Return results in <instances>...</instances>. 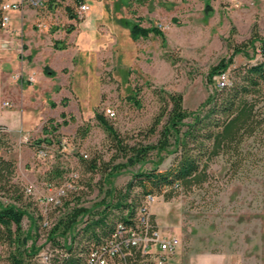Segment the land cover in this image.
<instances>
[{
  "label": "rangeland",
  "instance_id": "374dc122",
  "mask_svg": "<svg viewBox=\"0 0 264 264\" xmlns=\"http://www.w3.org/2000/svg\"><path fill=\"white\" fill-rule=\"evenodd\" d=\"M84 2L90 5L93 23H96L95 27L85 25L81 29L83 38L76 59L79 71L76 85L81 98L72 92L63 96L70 91L69 79L65 83L67 90H63L61 96L52 95L65 99L56 104L59 106L56 111L65 112L66 121L56 130V135L67 137L75 146L68 148L67 158L55 153L40 161L32 145L16 141L6 132L7 147H0L1 155L15 161L11 183L21 190L32 186V193L22 192V202H18L26 210L21 229L28 235L37 233L30 216H34L36 196L43 190L46 172L53 165L58 164L66 173L78 172L79 188L83 187V192L79 199L75 196L72 200L78 201L77 206L95 212L103 207L112 189L125 187L132 172L151 168L164 170L173 161L176 153L155 149L148 152L146 160L133 158L130 161L119 156L112 159L116 153L114 141L95 118V110L112 125L123 143H156L161 124L153 133L149 127L164 105V92L181 93L183 107L196 109L217 88L215 79L222 70L219 68L210 77L211 70L229 61L224 71L232 80L234 68L252 63L257 57L247 42L250 37L255 34L264 38V0ZM69 4L76 11L77 2L69 0ZM56 6L65 7L62 1ZM125 18L137 19L146 27L160 28L164 44L160 35L152 33L132 40ZM92 28L100 38L97 58L90 47ZM93 65L94 89L87 83L88 71L91 72ZM27 106L23 103L21 108L16 107L15 113L8 117L5 111L12 107H3L0 114L18 126L21 117L32 123V117L29 119L27 115H35V112H29ZM258 107L260 117H264L262 97L257 102ZM106 108L114 110V115H108ZM56 122H62L59 115ZM37 137L32 136L34 140ZM81 152L87 157H82ZM94 158L99 166L91 170L89 161ZM107 163L108 168L113 166L114 169L106 179ZM207 173V180L200 186L178 188L167 200L156 194L151 206L159 226L180 239L173 264H264V121L255 134L239 144L237 153L229 151L212 158ZM10 199L5 191H0L2 203H9ZM73 201L65 211L75 206ZM60 212L55 216L60 217ZM67 214L65 212L64 217ZM85 214L82 213V217Z\"/></svg>",
  "mask_w": 264,
  "mask_h": 264
},
{
  "label": "trees",
  "instance_id": "16d2710c",
  "mask_svg": "<svg viewBox=\"0 0 264 264\" xmlns=\"http://www.w3.org/2000/svg\"><path fill=\"white\" fill-rule=\"evenodd\" d=\"M53 1L55 0H46L43 5L48 3L50 6ZM83 1L75 0L77 6ZM66 9L72 13L69 6ZM70 16L73 17L72 14ZM124 22L132 40L146 37L152 33L160 35L164 44L163 32L155 25L146 27L141 25L137 19L131 18H125ZM71 28L72 25L68 26L66 30L69 31ZM247 42L257 53L255 61L234 68V78L232 80L229 78V82L225 86L216 88L196 109L187 110L183 107L181 93L164 92L165 94L162 96L164 105L149 127V131L153 133L161 124L156 143L146 145L123 143L117 131L104 116L97 110L94 111L95 118L114 141L116 153L112 159L119 156L130 161L133 158L146 160L151 149L176 154L171 164L164 170L151 168L132 172L125 187L112 189L109 197L103 203V207L95 212H92L90 208L77 206L78 201L72 200V197L75 196L79 199L80 192H83V187L79 188L80 179L78 178L74 181L77 189L70 191L65 200L66 203L73 201L75 206H72L67 220L59 226L62 227L61 232H66L72 222L77 219H83L86 215H90L79 229L74 227L75 234L79 237L76 238L75 244L87 248L92 242H98L101 237L105 236L116 219L124 218L126 210L131 214L145 195L161 194L167 200L178 188L191 189L193 186H200L207 180V167L212 158L229 151L238 152L239 144L246 137L255 134L264 121V117H260L259 107L257 108L260 97L264 99V38L254 34ZM255 42H258L257 46H255ZM54 44L57 45V41H54ZM239 49L237 48L236 51ZM228 65L229 61L220 63L211 70L210 77L219 68L222 71L226 70ZM61 102H65V99L63 98ZM52 106H55V103H52ZM59 116L62 118L61 123L49 118L43 125L42 132L44 135L48 134L47 136L42 135L37 137V140L32 138L25 142L33 146L34 152L40 147L50 148V146L59 145L58 138L60 136L56 135V130L61 124H66L65 112L62 111ZM5 137L6 130L3 125H0V147H7ZM73 143L75 144V142ZM55 153L64 157L59 151H54L52 157ZM98 166L95 158L89 161L91 170ZM15 167L13 159H8L0 154V191H5L11 197V201L4 205L0 201V243L2 246H6L5 250L9 253L11 263L19 264L23 258L21 247L27 239V236H23L21 231V219L26 210L22 206L23 204L18 203L22 202L25 188L21 190L17 184L10 181ZM113 169V166L108 168L107 163L105 178L111 176ZM66 175L67 173L56 164L46 172L47 180L45 182L58 185L67 178ZM54 177L56 180H51ZM17 203L19 205H16ZM84 212L86 214L82 217ZM54 231L55 229H52L51 234Z\"/></svg>",
  "mask_w": 264,
  "mask_h": 264
},
{
  "label": "crops",
  "instance_id": "0c3cea01",
  "mask_svg": "<svg viewBox=\"0 0 264 264\" xmlns=\"http://www.w3.org/2000/svg\"><path fill=\"white\" fill-rule=\"evenodd\" d=\"M2 1L18 2L19 7L10 12L7 27H0V110L4 111L3 107H12L5 111L8 113L7 117L12 116L16 107L21 108L26 103L27 108H30L28 111L35 112V115H27L29 119L32 117V123L23 121L21 117L18 126L13 120L0 114V125L4 126L14 140L21 142L27 134L31 137L34 134L44 135L42 127L49 118L58 120L63 109L56 111L59 107L56 104L62 100L61 92L67 90L65 83L68 79L70 91H66L63 96L72 92L74 96L81 98L80 89L76 85L79 78L77 57L80 53V40L83 38L81 29L85 25L95 27L96 22L93 23L91 7L79 17L69 0H55L50 6L48 3L33 6L24 0ZM58 1H62L65 7L56 6ZM67 6L72 13L66 9ZM70 25L72 28L66 30ZM92 29L90 47L97 58L100 38L95 28ZM54 41H57V45ZM98 65L99 58L97 67ZM94 69L93 65L87 78V83L93 89L96 81ZM54 93L60 96L54 98ZM5 102H9L11 106Z\"/></svg>",
  "mask_w": 264,
  "mask_h": 264
},
{
  "label": "built area",
  "instance_id": "2783aa9c",
  "mask_svg": "<svg viewBox=\"0 0 264 264\" xmlns=\"http://www.w3.org/2000/svg\"><path fill=\"white\" fill-rule=\"evenodd\" d=\"M24 1L33 6H43L46 0ZM18 7V2L2 1L0 3L1 28L7 27L10 21V12ZM89 9L90 5L83 1L78 4L76 11L79 16H83ZM215 80L217 88L225 86L229 82L228 73L226 71L219 72ZM5 104L9 105L8 102ZM106 113L113 116L115 112L111 108H106ZM31 139L32 137L27 134L23 137L22 142H28ZM58 140V146L38 148L34 152L35 157L44 161L51 158L54 151H59L62 156L67 158L68 148L74 147L75 144L65 136H60ZM81 153L83 157H87L85 152ZM66 176L67 178L58 185L44 182L43 190L36 196L34 216H30V218L36 224L37 233L28 235L21 229L22 235L27 236L26 241L30 240L28 244H25V241L21 247L23 258L19 264L174 263L180 239L175 233H168L159 226L151 211V206L157 198L152 193L145 195L131 214L126 210L124 218L116 219L109 232L101 237L98 242H92L87 248L77 246L75 241L79 237L75 234L74 227L79 229L89 215L72 222L66 232H61L62 227L59 226L67 220L66 218L72 210L71 207L65 211L64 208L70 206V203H66L65 200L70 191L77 189L74 181L79 178V174L75 170H70ZM24 192L32 193V186L25 187ZM63 210L66 214L68 212L66 217H64L65 212L62 214ZM58 212L62 214L60 217L55 216ZM52 229L55 231L51 234ZM35 238L37 240L34 241ZM5 263L12 264L9 253L0 243V264Z\"/></svg>",
  "mask_w": 264,
  "mask_h": 264
}]
</instances>
